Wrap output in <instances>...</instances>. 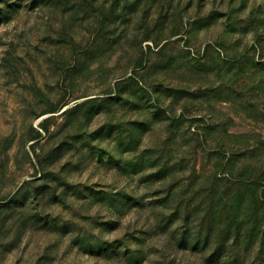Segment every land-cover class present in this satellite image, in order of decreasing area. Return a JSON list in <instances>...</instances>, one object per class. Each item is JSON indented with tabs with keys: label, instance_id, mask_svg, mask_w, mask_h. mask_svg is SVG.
I'll list each match as a JSON object with an SVG mask.
<instances>
[{
	"label": "rangeland",
	"instance_id": "374dc122",
	"mask_svg": "<svg viewBox=\"0 0 264 264\" xmlns=\"http://www.w3.org/2000/svg\"><path fill=\"white\" fill-rule=\"evenodd\" d=\"M0 264H264V0H0Z\"/></svg>",
	"mask_w": 264,
	"mask_h": 264
},
{
	"label": "trees",
	"instance_id": "16d2710c",
	"mask_svg": "<svg viewBox=\"0 0 264 264\" xmlns=\"http://www.w3.org/2000/svg\"><path fill=\"white\" fill-rule=\"evenodd\" d=\"M41 126H42L43 129H46V126H45L44 122L41 124Z\"/></svg>",
	"mask_w": 264,
	"mask_h": 264
}]
</instances>
